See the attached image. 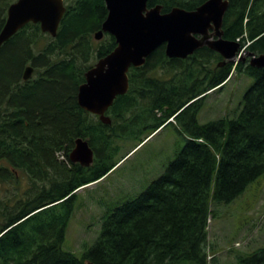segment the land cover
Segmentation results:
<instances>
[{"label": "trees", "instance_id": "1", "mask_svg": "<svg viewBox=\"0 0 264 264\" xmlns=\"http://www.w3.org/2000/svg\"><path fill=\"white\" fill-rule=\"evenodd\" d=\"M13 1L0 0V30ZM64 1L55 37L27 23L0 47V264H222L208 253L212 203H231L264 174V68L248 56L222 64L206 46L169 58L162 44L129 68V88L104 124L78 105L77 93L86 71L116 46L108 33L94 39L107 9L104 0ZM204 1L149 0L148 7L192 10ZM222 37L264 53V0H228ZM29 64L33 74L23 80ZM236 71L254 79L239 114L199 123L205 98ZM168 124L185 138L177 158L106 214L81 256L65 250L77 190L114 169L122 141L139 144ZM78 137L94 151L89 166L69 161ZM20 172L29 180L24 190ZM225 264H264V244Z\"/></svg>", "mask_w": 264, "mask_h": 264}, {"label": "water", "instance_id": "2", "mask_svg": "<svg viewBox=\"0 0 264 264\" xmlns=\"http://www.w3.org/2000/svg\"><path fill=\"white\" fill-rule=\"evenodd\" d=\"M148 1L104 0L107 15L94 39L108 33L115 38L116 46L86 71L77 93L78 105L102 123H110L108 108L129 88V68L142 66L162 44L169 58L183 59L206 46L222 57V64H234L248 56L251 66L264 68V53L256 55L246 49L240 53L239 41L222 37L228 0H206L192 10L173 7L166 12L160 4L148 7ZM65 11L64 0H14L6 9L0 47L27 23H37L43 33L55 37ZM33 71V66L27 65L23 80L30 79ZM68 158L71 163L89 166L94 151L86 139L78 137Z\"/></svg>", "mask_w": 264, "mask_h": 264}, {"label": "rangeland", "instance_id": "3", "mask_svg": "<svg viewBox=\"0 0 264 264\" xmlns=\"http://www.w3.org/2000/svg\"><path fill=\"white\" fill-rule=\"evenodd\" d=\"M253 82L254 79L244 72H233L222 88L205 98L197 114L198 122L235 118L242 109L243 95ZM138 142L122 141L116 159L124 157L114 169L100 181L77 190L65 231V250L81 256L97 238L106 214L146 190L177 158L185 138L175 125L168 124ZM28 184L29 180L20 172L18 189L24 190ZM212 208L214 217L209 220L207 229L208 253L211 255L213 249L214 256L222 264L233 261L237 253L247 254L264 244V174L231 203H212Z\"/></svg>", "mask_w": 264, "mask_h": 264}, {"label": "bare ground", "instance_id": "4", "mask_svg": "<svg viewBox=\"0 0 264 264\" xmlns=\"http://www.w3.org/2000/svg\"><path fill=\"white\" fill-rule=\"evenodd\" d=\"M236 41H239V40H236ZM81 188H83V187H81ZM81 188H80V189H81ZM78 190H79V189H78Z\"/></svg>", "mask_w": 264, "mask_h": 264}, {"label": "built area", "instance_id": "5", "mask_svg": "<svg viewBox=\"0 0 264 264\" xmlns=\"http://www.w3.org/2000/svg\"><path fill=\"white\" fill-rule=\"evenodd\" d=\"M242 50H243V48H242Z\"/></svg>", "mask_w": 264, "mask_h": 264}]
</instances>
